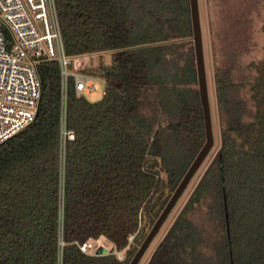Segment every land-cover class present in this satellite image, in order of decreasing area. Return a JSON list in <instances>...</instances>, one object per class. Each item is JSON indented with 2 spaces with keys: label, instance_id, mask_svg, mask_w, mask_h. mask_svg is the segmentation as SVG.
Here are the masks:
<instances>
[{
  "label": "trees",
  "instance_id": "obj_1",
  "mask_svg": "<svg viewBox=\"0 0 264 264\" xmlns=\"http://www.w3.org/2000/svg\"><path fill=\"white\" fill-rule=\"evenodd\" d=\"M55 5L66 54L112 63L83 70L106 81L98 101L68 81L63 162L60 66L37 64V116L0 144V264H130L206 141L191 6ZM254 69L248 90L215 70L221 145L146 264H264V55ZM198 207L210 228L191 218ZM103 236L124 258L81 251Z\"/></svg>",
  "mask_w": 264,
  "mask_h": 264
},
{
  "label": "built area",
  "instance_id": "obj_2",
  "mask_svg": "<svg viewBox=\"0 0 264 264\" xmlns=\"http://www.w3.org/2000/svg\"><path fill=\"white\" fill-rule=\"evenodd\" d=\"M74 58L65 52L55 0H0V144L35 120L42 96L37 64L41 60L56 61L62 82L63 162L66 143L74 139L66 121L68 81L73 80L77 95L94 96L100 83L106 84L100 76L74 71ZM80 249L93 254L90 240Z\"/></svg>",
  "mask_w": 264,
  "mask_h": 264
},
{
  "label": "rangeland",
  "instance_id": "obj_3",
  "mask_svg": "<svg viewBox=\"0 0 264 264\" xmlns=\"http://www.w3.org/2000/svg\"><path fill=\"white\" fill-rule=\"evenodd\" d=\"M198 2L215 144L139 264L148 262L152 252L185 206L203 172L212 162L221 145V119L215 96V70L217 68L230 69L234 78L241 79L247 85L243 88L248 90L251 81L250 75L255 70L254 64L262 60L264 55V0H198ZM111 59V53L79 55L73 59V70L79 72L99 67L102 63L110 65ZM100 86L96 95H88L90 100L98 101L102 97L105 83L101 82ZM191 218L197 225L205 226V228L211 227L203 207H198L191 213ZM132 241L133 237L130 239V242ZM90 242L93 254L114 252L119 259L125 256L123 251H115L114 244L105 236L99 239H90Z\"/></svg>",
  "mask_w": 264,
  "mask_h": 264
},
{
  "label": "water",
  "instance_id": "obj_4",
  "mask_svg": "<svg viewBox=\"0 0 264 264\" xmlns=\"http://www.w3.org/2000/svg\"><path fill=\"white\" fill-rule=\"evenodd\" d=\"M191 6V22L193 24V41L195 47V60L197 65V79L199 87V98L201 99V105L203 108V117L205 118V137L206 141L202 148L197 153V157L189 166L184 174V177L178 184L177 188L172 194V197L165 205L160 213V217L157 219L153 227L148 232L147 237L142 242L141 246L137 250V254L134 256L130 264H139L145 252L159 235L162 226L165 224L170 213L173 211L182 194L187 189L198 169L202 166L208 154L212 150L215 144V136L213 132V117L211 116V98H209V81L207 79L206 60L204 55V41L202 36V21H200V6L198 0H189Z\"/></svg>",
  "mask_w": 264,
  "mask_h": 264
},
{
  "label": "crops",
  "instance_id": "obj_5",
  "mask_svg": "<svg viewBox=\"0 0 264 264\" xmlns=\"http://www.w3.org/2000/svg\"><path fill=\"white\" fill-rule=\"evenodd\" d=\"M112 60V59H111Z\"/></svg>",
  "mask_w": 264,
  "mask_h": 264
}]
</instances>
